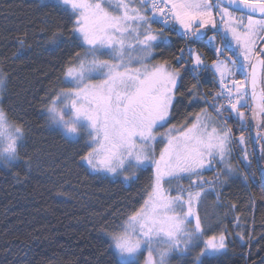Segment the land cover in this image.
<instances>
[{"label": "trees", "instance_id": "obj_1", "mask_svg": "<svg viewBox=\"0 0 264 264\" xmlns=\"http://www.w3.org/2000/svg\"><path fill=\"white\" fill-rule=\"evenodd\" d=\"M157 15L159 21L150 20L157 41L143 65L179 74L167 124L185 128L210 111L206 99L216 98L221 85L210 69L194 70L184 52L194 47L208 62L216 56L206 37L189 41L174 20ZM95 53L78 34L76 11L59 0H0V111L22 136L16 161L0 164V264H124L111 237L149 200L152 169L128 177L91 172L84 164L88 141L61 132L46 114L65 90L66 72ZM258 114L248 130L227 120L237 152L240 136L253 151V178L236 163L164 182L177 196V186L201 190L195 187L201 178L217 175V194H206L198 213L202 236H224L226 248L199 264H264V115Z\"/></svg>", "mask_w": 264, "mask_h": 264}, {"label": "rangeland", "instance_id": "obj_2", "mask_svg": "<svg viewBox=\"0 0 264 264\" xmlns=\"http://www.w3.org/2000/svg\"><path fill=\"white\" fill-rule=\"evenodd\" d=\"M59 1L76 11L78 34L96 53L66 72L65 90L46 109L50 123L69 137L84 136L89 143L84 164L91 172L109 177H128L148 167L153 172L149 200L111 237L119 261L199 264L205 256L220 255L225 237L204 238L198 213L206 194H217V175L209 181L201 178L195 186L201 190L177 186V196L166 192L164 182L202 177L219 164L230 168L236 163L241 173L254 177L253 151L240 136L237 152L227 120L233 118L239 129L248 130L249 120L255 121L258 112L264 115V54L258 59L262 108L253 107L250 98L252 66L264 47V17L235 12L211 0H164L172 7L179 32L189 41L206 37L216 56L208 62L188 46L184 53L190 66L210 69L219 90L232 98L208 99L210 111L196 116L188 127L177 128L167 123L179 74L166 65H143L157 41L150 20H160L148 7L150 0ZM2 90L0 78V97ZM21 139L0 111V164L16 161Z\"/></svg>", "mask_w": 264, "mask_h": 264}, {"label": "water", "instance_id": "obj_3", "mask_svg": "<svg viewBox=\"0 0 264 264\" xmlns=\"http://www.w3.org/2000/svg\"><path fill=\"white\" fill-rule=\"evenodd\" d=\"M214 2L219 3L220 5L243 14H247L253 17L257 18H262L264 17V3L263 2H251V1H246V0H213ZM264 54V47L261 49V52L259 53L258 57L253 63L252 70H251V75H250V98L252 105L259 106L262 108L260 101H257L254 98V95L252 92H255V96L258 99V91H259V82H260V65H259V57ZM252 94V95H251ZM254 101L256 104H254ZM260 125L257 126V128ZM254 130H255V126ZM260 134V133H259ZM263 136L264 139V133L260 134ZM263 178H264V169L261 170Z\"/></svg>", "mask_w": 264, "mask_h": 264}, {"label": "built area", "instance_id": "obj_4", "mask_svg": "<svg viewBox=\"0 0 264 264\" xmlns=\"http://www.w3.org/2000/svg\"><path fill=\"white\" fill-rule=\"evenodd\" d=\"M152 9L154 12L159 13L162 16V19L165 22H169L173 20V13H172V7L167 4L164 0H150L149 1ZM219 90L217 97H222V99L225 102H229L231 98V96H229V93L227 92H223ZM206 102L208 103V100L206 99Z\"/></svg>", "mask_w": 264, "mask_h": 264}, {"label": "flooded vegetation", "instance_id": "obj_5", "mask_svg": "<svg viewBox=\"0 0 264 264\" xmlns=\"http://www.w3.org/2000/svg\"><path fill=\"white\" fill-rule=\"evenodd\" d=\"M256 2H263L264 3V1H256Z\"/></svg>", "mask_w": 264, "mask_h": 264}, {"label": "bare ground", "instance_id": "obj_6", "mask_svg": "<svg viewBox=\"0 0 264 264\" xmlns=\"http://www.w3.org/2000/svg\"><path fill=\"white\" fill-rule=\"evenodd\" d=\"M221 90H222V89H221ZM221 90H220V91H221ZM223 91H224V90H223Z\"/></svg>", "mask_w": 264, "mask_h": 264}]
</instances>
